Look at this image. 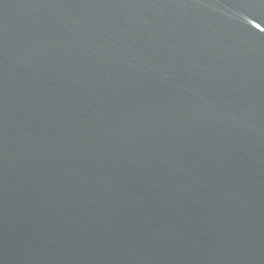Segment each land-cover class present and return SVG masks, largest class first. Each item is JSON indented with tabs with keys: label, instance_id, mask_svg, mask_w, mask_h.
<instances>
[{
	"label": "water",
	"instance_id": "obj_1",
	"mask_svg": "<svg viewBox=\"0 0 264 264\" xmlns=\"http://www.w3.org/2000/svg\"><path fill=\"white\" fill-rule=\"evenodd\" d=\"M0 264H264V0H0Z\"/></svg>",
	"mask_w": 264,
	"mask_h": 264
}]
</instances>
